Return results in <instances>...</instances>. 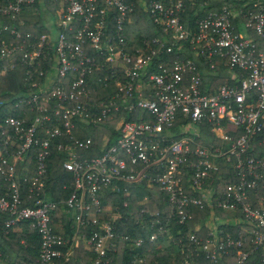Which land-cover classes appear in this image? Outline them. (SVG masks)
<instances>
[{"label": "built area", "instance_id": "built-area-1", "mask_svg": "<svg viewBox=\"0 0 264 264\" xmlns=\"http://www.w3.org/2000/svg\"><path fill=\"white\" fill-rule=\"evenodd\" d=\"M49 1H57L53 29L39 36L7 27L4 17L13 18L22 4L33 7L42 0L0 4V36L8 33L11 38L9 43L0 40V60L7 62L0 66V74L13 68L12 57L19 52L16 60L25 76L44 78L41 84L33 82L35 90L22 100L35 111L27 126L23 119L1 120L4 227L30 223L39 238L35 264H69L71 259L70 264H115L110 260L118 251L112 229L119 215L111 213L110 202L102 204L99 192H117L118 182L144 183L149 188L154 184L165 195L169 214L161 226L154 213L139 210L147 218L151 243L168 233L169 219L178 224L189 220L191 214L185 210L189 206L208 209V219L214 221L213 209L234 216V236L212 226L206 227L203 237L197 235L198 227L183 235L176 264H245L256 247L262 249L264 264V156L254 149V145L264 148V0H233L237 4L224 3L214 11H204L206 0ZM186 3L204 11L193 28L183 22ZM136 7L151 18L160 38L142 40L147 53L136 48L131 58L124 51L122 35L124 26L133 22ZM188 52L199 58L198 63L184 57ZM199 62L225 83L209 90ZM103 71L107 77L100 80L110 79L117 93L104 104H91L85 78ZM120 109L135 112L136 117L117 121L115 143L98 157L79 158L77 152L89 149L90 138L56 145L66 153L62 168L72 176V191L62 204L73 225L69 237L56 234L51 213L57 204L43 190L49 145L57 136H69L75 121L97 126ZM179 118L186 123L178 126L180 136L174 139L170 129ZM44 125L51 126L42 129ZM201 125L220 146L195 143ZM33 148H37L33 175L22 200L15 166L24 163ZM219 157L232 167L235 181L216 196L205 185L217 170ZM121 191L127 194L125 186ZM148 201L145 195L139 203ZM126 204L122 202V207ZM129 220L141 222L132 216ZM89 227L94 229L86 234ZM120 239L125 242L122 249L130 252L124 253L129 256L125 264H144L142 240ZM80 246L88 256L86 263L73 254Z\"/></svg>", "mask_w": 264, "mask_h": 264}, {"label": "trees", "instance_id": "trees-1", "mask_svg": "<svg viewBox=\"0 0 264 264\" xmlns=\"http://www.w3.org/2000/svg\"><path fill=\"white\" fill-rule=\"evenodd\" d=\"M41 1V0H40ZM208 6L204 11L217 10L224 3H235L233 0H206ZM1 4V0H0ZM43 5L46 12L49 14V18L54 17V11L57 9V1L50 2L49 0H42L40 3H36L33 7L26 4H22L20 12L13 18L4 17L7 27H14L19 33L33 34L39 36L41 34L48 33L53 29L52 24L44 23L41 20L40 6ZM204 11H200L195 6H189L185 4V13L183 22L187 28H193L195 19L201 18ZM133 22L124 26L123 40L125 44L124 51L134 58V49H140L142 52L147 53V50L142 46V40H149L152 38H160V31L151 23V18L136 7L133 14ZM181 18V19H182ZM0 40L6 43L11 42V38L8 33H2ZM19 53V52H18ZM18 53H15L12 57L14 66L12 69L0 74V125L1 120L4 117H11L15 119H23L24 125L27 126L34 116L35 111L30 110L28 104L22 103L25 95H29L30 92L35 89L31 86L33 82L41 84L43 82V76H33V79H28L25 76L23 66L17 62ZM184 57L192 58L198 63L199 58L187 53ZM6 60H0V66L6 65ZM199 72L202 82L209 86V90L215 88V76L210 75L208 65L199 62ZM107 77L105 71L94 72L86 76L84 85L88 90V102L94 104H104L112 96L117 93V88L113 85L110 79L100 80ZM212 80V81H210ZM217 80V83H220ZM223 81V79H222ZM216 83V84H217ZM111 118L106 120L97 126L82 123L81 121L74 122L73 128L69 136H57L53 139L49 145V155L45 157V180L43 190L46 192L48 199L57 204L56 209L51 213V227L56 234H63L64 237H69L73 230L72 219L65 206L62 204L72 191V176L69 172H66L62 168V163L67 158L66 153L63 150H57L56 145H72L77 141H85L90 138L91 145L89 149L85 151H78L80 159H91L98 157L101 152L110 146H112L117 139V131L115 127L117 121L120 118L124 120H134L136 113H128L126 110L120 109L109 114ZM186 121L179 119L175 120L170 134L174 139L179 138L178 126L185 124ZM51 125H44L42 129ZM42 135L40 134V138ZM197 145H201L205 148L211 146H220L219 140L208 132L206 125H201L198 128L197 137H193ZM255 151L264 156V148L262 146L254 145ZM37 148H33L29 151L25 158V162L17 164L15 166L16 177L19 185L20 196L22 200H25L30 177L33 175V162ZM217 170L211 172L209 182L205 185V189L210 190L216 196L220 194L223 189L230 183H234L235 174L232 167L225 162L224 157L216 159ZM26 167L23 169L22 167ZM0 184H3L0 178ZM119 190L114 193H107L106 191H100L99 197L103 205L110 202L111 213H117L119 218L113 221V232L117 236L114 243L118 246L117 253L110 255V260L115 264H125L127 259L126 254L130 255L128 250L124 251L122 248L125 246L124 240L120 238L123 236L130 238H139L142 240L141 252L144 255V264H176L180 258L175 248L178 245L179 240L182 244V236L186 233H193L196 230V224L202 218L207 219L211 212L208 209L198 210L196 207L189 206L185 210L191 214V218L186 220L182 224H178L176 220L169 219L167 221L166 229L168 233L164 237H159L155 243L148 241L150 230L146 224V217L143 214H139L140 209H144L148 212L154 213L161 226L166 224V218L169 214V208L165 202V195L158 190L157 186L146 187L144 183L138 184H124L118 182ZM125 186L127 194L123 195L121 191ZM212 189V190H211ZM188 192V191H187ZM188 193H191L190 191ZM148 196L147 204L139 203L143 196ZM27 202V201H26ZM24 201V204L29 205ZM122 202H127L126 207H122ZM217 217L223 218L224 212L220 210H211ZM132 216L135 219L141 220L140 223L135 224L136 220H129ZM7 219L5 213L0 212V251L1 258L5 259V264H35L39 238L34 230L30 227L29 222H23L11 228L4 227V221ZM102 219V216L99 217ZM233 221L227 222L217 226V229L223 232H228L235 235L236 227L233 225ZM72 225V226H71ZM158 226L154 225L153 232L156 231ZM72 228V229H71ZM86 234H89L94 229L93 227L85 228ZM206 231L204 224L198 227L196 232L199 237H203V233ZM169 236V239L166 236ZM156 245L160 248L156 249ZM174 245V246H173ZM175 248V250H174ZM173 249V250H172ZM175 251V252H173ZM123 252V253H122ZM120 253V254H119ZM126 253V254H124ZM261 247H256L253 254L247 258L245 264H263L261 261ZM76 258L81 259L82 262H87L85 252L81 246L73 251ZM118 256V257H117ZM173 256V257H172ZM121 257V258H120ZM0 258V259H1ZM73 259L70 260V263ZM69 263V264H70ZM224 264H229V261Z\"/></svg>", "mask_w": 264, "mask_h": 264}, {"label": "rangeland", "instance_id": "rangeland-1", "mask_svg": "<svg viewBox=\"0 0 264 264\" xmlns=\"http://www.w3.org/2000/svg\"><path fill=\"white\" fill-rule=\"evenodd\" d=\"M41 8H40V11H41V20L44 22V23H48L49 25L50 24H52V22H53V18H49V14L46 12V10H45V8H44V6L43 5H41L40 6ZM217 80H220V79H218V78H215V80H213V82L215 81V85L216 86H218V85H222L223 83H225L224 81L225 80H223L222 81V79H221V81H220V83H217ZM210 81H212V80H210ZM217 83V84H216ZM215 86V87H216ZM234 216L233 215H229V214H224V216H223V218H220V217H217V220L216 221H214V220H210V219H201L200 221H198L197 222V224H196V228L197 227H199L200 225H202V224H204L206 227H209V226H212V227H217V226H220V225H222V224H226L227 222H230V221H234L235 222V220H234V218H233ZM236 221H238V220H236ZM167 239H169V236H167L166 237ZM156 243H157V241H156ZM157 244H159V243H157ZM159 245H157V247H158ZM174 246V245H173ZM175 248H176V250H175ZM175 248H174V250L175 251H177V250H179V248H178V246L176 245L175 246ZM173 250V249H172ZM175 251H173V252H175ZM0 264H5V259L4 258H1L0 259Z\"/></svg>", "mask_w": 264, "mask_h": 264}]
</instances>
